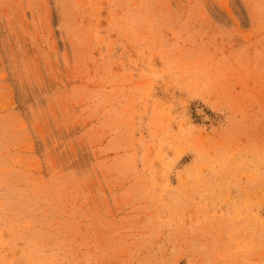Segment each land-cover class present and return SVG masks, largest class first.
<instances>
[{"label": "rangeland", "instance_id": "obj_1", "mask_svg": "<svg viewBox=\"0 0 264 264\" xmlns=\"http://www.w3.org/2000/svg\"><path fill=\"white\" fill-rule=\"evenodd\" d=\"M0 264H264V0H0Z\"/></svg>", "mask_w": 264, "mask_h": 264}]
</instances>
